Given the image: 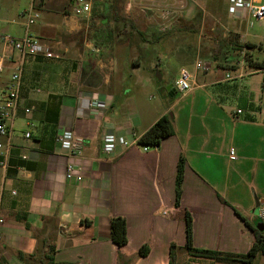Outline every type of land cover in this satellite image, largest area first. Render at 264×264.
Segmentation results:
<instances>
[{"label":"crops","instance_id":"0c3cea01","mask_svg":"<svg viewBox=\"0 0 264 264\" xmlns=\"http://www.w3.org/2000/svg\"><path fill=\"white\" fill-rule=\"evenodd\" d=\"M249 12L239 11L236 20L224 16L231 30L245 39L240 20ZM65 18L70 25L65 30L50 22L35 33L57 56L25 60L17 119L21 124L15 127L5 166L0 155V258L5 264H50L48 256L53 254V264H117L111 219L122 215L129 237L122 254L128 264H172V250L185 248L184 209L192 212L196 247L246 253L254 231L243 217L256 226L257 200L264 205V80L258 77L264 69L243 70L245 48L237 59L239 67L228 68L237 54L232 44L217 58L207 45L170 41V53L180 69L194 66L198 59L214 67L202 76L193 72L188 91L171 84L172 97L182 95L159 112L150 108L144 114L130 94L129 79L138 89L152 84L150 72L156 74V63L165 62L167 42L158 40L146 47L152 50L148 58L140 53L128 59L112 51L130 45L118 41L113 28L89 31L77 24L75 16ZM5 33L22 37L25 30L17 33L12 26L0 25V60L5 65L0 72V103L18 56L2 41ZM77 33L78 40L67 37ZM143 61H149L148 73L140 72ZM6 70L11 72L5 74ZM93 96L109 100V106L91 105ZM164 114H172L175 133L146 149L138 142L140 136ZM29 120L35 125L32 137L26 138ZM65 129L83 139L79 154L69 155L57 142ZM106 132L127 142L107 154L102 149ZM231 149L236 150V159L230 158ZM24 154L28 159L22 158ZM181 156L185 171L177 206ZM69 164H74L80 179L67 178ZM143 246L145 254L140 252Z\"/></svg>","mask_w":264,"mask_h":264},{"label":"rangeland","instance_id":"374dc122","mask_svg":"<svg viewBox=\"0 0 264 264\" xmlns=\"http://www.w3.org/2000/svg\"><path fill=\"white\" fill-rule=\"evenodd\" d=\"M32 1L33 0H0V19H2L0 20V25L12 26L16 29L17 33L25 30V26L21 23L25 21L22 14L25 10L29 9ZM86 1L91 4V11L87 14H77L73 11V5L77 0H35L40 12V18L31 25V32L35 34L39 31L41 25L50 22H53L59 30H65L67 26H70L69 23L66 22L65 15H72L76 17L77 24L89 29V31L93 29V31L100 32V27L106 29L109 27L113 28L117 34L115 33L112 35L117 36V40L123 41V43L128 41L130 45L128 48H125V45L114 47L112 51H115L120 56L128 57V59L131 57L135 58L140 53L146 54L145 57L148 58L149 52L151 51L152 53V50L146 47H150L153 42L152 46H154L156 44L155 41L158 40L167 42V46L163 45L168 48L165 62L163 65L162 63H156L155 66L157 71L161 73L160 79L156 76L154 71H151L150 73L153 75L154 82H152V84H147V86L143 88L140 87L139 89L133 86V79H129V84L131 85L129 87L130 94L134 95L137 108L144 114L147 113L150 108L155 112H159L163 108L171 105L176 98L182 95V93L179 92L172 97L168 90L169 86L175 83V79L179 77L181 72L180 63L170 53V41L179 44H190L195 47L198 44L207 45L206 47H211V49L214 50L212 55L217 58L224 56L225 53H222V48L227 46V44H235L238 46L246 43L241 40V34L231 30L227 21L224 19V16L235 20L239 18L238 13H231L229 11L230 0ZM95 13L96 18L94 20L92 16ZM115 14L122 17L123 20H115L113 18ZM102 19H105L106 22L107 20L110 21L103 24L104 22L101 23V21H103ZM240 25L243 33H246V41L252 42L255 45V53H252L250 57L257 60L264 58V17L257 18L249 12L244 20H240ZM10 35L16 36V34L12 33ZM80 36V33H77L67 37H71V39L69 38L70 40H78ZM89 36L90 35H88V37ZM95 40L96 44L100 42L99 39ZM144 47L147 50H142L145 49ZM207 49L208 48H206V50ZM16 54L18 55L17 51ZM94 55L95 51L92 50L91 56L93 60L95 57ZM152 56L153 55L150 57L152 58ZM71 57H73V55H71ZM250 57H247V55L241 57L244 59L242 65L244 71L251 69L248 67V59ZM238 58H240L239 53L229 61L227 60L228 68L232 69L233 67H239ZM90 60L91 66L93 60ZM74 61H72L71 64L76 66L77 64ZM148 62L143 61L140 72H149L147 71L150 67ZM88 66L89 63L86 67ZM188 69L192 73L197 71L200 76L206 73L202 70H196L195 65L188 67ZM7 72L10 73L11 70H6L4 73L7 74ZM208 73H210V71ZM258 77L260 81H263L264 72L259 73ZM20 124L21 121H16V125L19 126ZM176 253L178 255L173 264H239L217 261L211 258L194 257L187 252L186 247L177 246ZM253 264H264V254L259 253Z\"/></svg>","mask_w":264,"mask_h":264},{"label":"built area","instance_id":"2783aa9c","mask_svg":"<svg viewBox=\"0 0 264 264\" xmlns=\"http://www.w3.org/2000/svg\"><path fill=\"white\" fill-rule=\"evenodd\" d=\"M243 9H249L252 15L257 18L264 17V3H257L253 0H230L229 11L231 13H239V11ZM73 11L77 14H87L91 11V4L86 0H77V2L73 5ZM22 17L25 19V21H23L25 34L22 37H16L8 33L1 35V39L4 44L18 52L10 81L2 91V102L0 103V136L4 138L0 141V155L3 158L1 162L3 166L6 165V161L13 147L16 121L18 119V112L20 109L25 60L29 56L34 55H43L46 57L57 56V54L53 52L50 47L43 43L30 30L31 25L40 18V12L37 8L35 0L32 1L29 9L23 12ZM241 39L246 42L245 36H242ZM4 66V62L0 60V72L4 70ZM195 67L197 70L207 72L212 68V65L208 61L198 59L196 60ZM192 85V72L188 68L181 69L180 75L175 81L176 89L178 91L185 92L190 90ZM90 102L91 105L100 109H106L109 106V100L96 96H93ZM25 111L26 113H30L31 108L26 107ZM238 111L240 112L241 110ZM34 125V121H28V128L24 132V137H32L33 132L31 129ZM57 142L68 152L69 155H77L80 153L83 139L76 136L73 130L65 129L58 134ZM126 142L127 141L124 137H118L113 133L106 132L102 136V149L105 153L112 154L118 143L125 144ZM147 147L148 146L145 148L147 149ZM22 158L28 159V155L24 154L22 155ZM230 158H237L235 149L230 150ZM66 175L68 179L73 177H77L78 179L81 178L79 174H75L74 164L68 165ZM258 217L264 225V205L259 207Z\"/></svg>","mask_w":264,"mask_h":264},{"label":"trees","instance_id":"16d2710c","mask_svg":"<svg viewBox=\"0 0 264 264\" xmlns=\"http://www.w3.org/2000/svg\"><path fill=\"white\" fill-rule=\"evenodd\" d=\"M95 20L96 13L92 16ZM105 18V17H104ZM115 20H123L122 17H119L117 14L113 17ZM107 19V17H106ZM101 23L105 24L110 20L105 21L102 19ZM233 49L236 50L237 54H241V51L245 48V56L250 57V51L255 47L252 42H246L240 45H232ZM248 59V58H247ZM248 66L255 70L264 69V58L263 59H253L250 57L248 59ZM155 73V72H154ZM175 133V128L173 124V119L170 114L162 115L157 121H155L139 138V143L144 146H159L162 140L165 137L173 135ZM184 171H185V159L183 156L180 157L178 166H177V175H176V204L180 206V199L183 190V180H184ZM183 218L185 220V229H186V241L185 247L188 253L194 257L201 258H211L217 261L239 263V264H253L255 258L259 253L264 254V228H258L255 224H250L245 217L243 219L245 222L251 226L254 231V241L250 249L246 253H233L221 251L218 249H209V248H199L194 245L193 239V216L192 212L189 209L183 210ZM111 237L115 243L118 252V263L117 264H128V260L123 256L122 250L128 244V230H127V220L126 217L122 215L113 216L111 219ZM174 246V245H173ZM146 246L142 247L141 253L145 254ZM52 253L55 252V248H52ZM21 258L28 261V256L20 253ZM176 251L172 250L171 252V262L172 264L176 260ZM50 264L54 263V256L50 254L48 256ZM0 264H5L4 260L0 259Z\"/></svg>","mask_w":264,"mask_h":264},{"label":"water","instance_id":"95a60500","mask_svg":"<svg viewBox=\"0 0 264 264\" xmlns=\"http://www.w3.org/2000/svg\"><path fill=\"white\" fill-rule=\"evenodd\" d=\"M156 76L160 79V78H161V73H160L159 71H156ZM171 115H172V114H171ZM261 204H262V202L259 201V200H257L256 205H257L258 207H260ZM256 226H257L258 228H264V225H263V223L261 222V220H259V221L257 222V225H256Z\"/></svg>","mask_w":264,"mask_h":264}]
</instances>
